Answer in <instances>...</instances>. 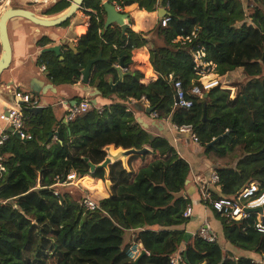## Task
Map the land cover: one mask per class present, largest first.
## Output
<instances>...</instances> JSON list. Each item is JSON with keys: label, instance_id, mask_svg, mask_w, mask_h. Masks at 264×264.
<instances>
[{"label": "trees", "instance_id": "obj_1", "mask_svg": "<svg viewBox=\"0 0 264 264\" xmlns=\"http://www.w3.org/2000/svg\"><path fill=\"white\" fill-rule=\"evenodd\" d=\"M111 1L122 8L137 3L146 11L159 5L158 0ZM166 3L169 19L162 25L160 18L152 30L149 61L157 78L148 83L141 82L139 69L129 66L132 50L148 43L147 33L130 27L122 31L116 24L105 29L100 0H84L83 6L95 13L84 11L89 26L76 40V51L65 45L63 60L52 51L43 52L47 59L41 61L53 81L76 83L87 61L101 51L89 83L103 97L114 95L119 101L102 107L89 101V109L67 123L44 108L31 115L37 120L28 129L31 139L11 134L0 144V264H134L136 259L125 254L132 240L145 250L137 264H173L180 248L184 264H257L254 259L264 253L263 233L243 230L241 221L220 215L210 205L221 221L223 243L181 228L189 220L183 212L192 202L186 183L190 165L166 138L143 128L125 103L146 100L147 110L157 118L175 126L190 124L205 153L237 158L235 166L216 167L219 179L215 188L210 186L214 198L235 197L252 181L264 189V0H249V13L240 0H162ZM69 4L57 0L44 13H59ZM200 49L201 60L214 63L218 75L242 69L243 82L233 97L221 85L203 88L194 60ZM175 79L181 80L191 107L175 104ZM195 87L208 91L204 122V99ZM108 144L149 151L130 155L128 168L121 160L105 168L99 164ZM72 172L76 178L84 176L82 183L96 194L104 190L92 178L109 181L107 194L95 197L97 208L81 204L84 187L57 184ZM225 244L251 256L240 252L236 257L231 249L225 254Z\"/></svg>", "mask_w": 264, "mask_h": 264}, {"label": "crops", "instance_id": "obj_2", "mask_svg": "<svg viewBox=\"0 0 264 264\" xmlns=\"http://www.w3.org/2000/svg\"><path fill=\"white\" fill-rule=\"evenodd\" d=\"M31 1L32 3L28 0H12L10 5L34 10L41 15H54L45 14L44 11L57 0ZM68 1L70 2L71 0ZM240 1L243 3L245 11L249 13L246 8L249 0ZM159 7L160 5H158L157 9L154 11H146L140 9L138 4L136 6L132 4L122 9L129 14L128 21L125 20L127 27H130L135 32L147 33L146 38L149 39L148 43L144 46L132 50L133 63L129 65L142 72L143 77L141 82L143 83H148L157 78V74L149 61V50L155 43V34L152 30L161 18L158 15ZM84 11L95 13V10L92 8H86L84 6L77 11L76 15L79 17L80 21L73 28L75 37L72 42L74 45L78 37L86 33L89 26L90 16ZM247 20L249 22L250 18ZM71 21L72 19H70L67 24L63 23L54 27H42L27 19L15 17L10 19L7 23L11 45V61L8 68L0 74V112L2 110L6 111L9 107L15 104L14 91L20 90L29 94L30 101L20 103L21 111L25 115L24 129L27 132H29L28 129L33 126L34 122H37V120H33L31 115L37 114L41 110L43 111L44 108H51L55 118L64 122V120H66L65 115L68 107L76 103L78 99H88L92 103L94 101V104L98 107L119 101L114 95L111 97H103L97 86L95 84H90L89 80L87 83H84L81 80L76 83H59L53 81L49 76V71L47 69H41V64L43 63L41 60L46 61L45 59H47V55L43 53V49L60 44L61 40H64L68 33ZM100 31H102V28ZM157 41L159 42L156 37V42ZM65 45L69 47L66 42L62 43L60 49L61 52ZM117 66L121 71L123 70L121 65ZM213 68L214 67L211 65L201 72V83L205 84L209 81L218 80L219 85L221 84L220 82L227 79L228 84L224 85V88L231 89L233 85H230V83L233 81L232 79H234V76L236 74L243 75L241 68L234 69L223 75L216 74L213 71ZM143 101L144 102L130 98L129 101L125 103L127 109L133 112L135 119L140 122L143 128L152 135L166 138L190 165V174L187 179L189 180L188 191L192 196V202L190 204L192 214L190 215L188 222L183 224L181 228L187 233L193 235L200 228L205 219L210 223L211 218V214L208 212L209 208L204 207L203 203L199 201V194L197 192L198 187L194 178L199 177L204 180H209L211 171H214L218 166L226 165L225 163L228 162L227 155L220 157L213 151L205 153L199 141H195L191 137L189 131H182L175 128V125L172 124L169 119H159L154 117L152 113L147 110V101ZM2 128L8 129V125L6 121L0 118V132ZM50 136L55 139V134L51 133ZM123 150L124 148L116 147L114 144H108L104 147L106 157L108 156L111 160L110 163L116 160H124V162H122L124 166L128 168L127 160L129 157L124 158L123 156H116ZM236 161L237 158L233 160L232 165H228L235 166ZM83 177L68 181L67 184L84 187V184L81 181ZM92 179L100 180L102 182L104 194L106 195L107 192L105 190L109 185L106 184L107 180L104 182L103 179L100 178ZM85 188L87 189V187ZM238 251L243 253L241 250ZM233 253L239 254L234 251ZM252 257L255 258L256 256L253 255Z\"/></svg>", "mask_w": 264, "mask_h": 264}, {"label": "built area", "instance_id": "obj_3", "mask_svg": "<svg viewBox=\"0 0 264 264\" xmlns=\"http://www.w3.org/2000/svg\"><path fill=\"white\" fill-rule=\"evenodd\" d=\"M37 1V0H36ZM118 10L122 11V7L118 5L115 1H112ZM4 2H1L2 4ZM164 6V5H163ZM168 3L164 6L167 8ZM167 10V9H166ZM169 19L168 15L161 17V24L165 25L167 20ZM204 55V51L202 49L197 50L194 54V60L197 63V67H200L197 70V73L201 75L202 71L206 69L208 66L215 67L214 63L205 62L201 60V57ZM41 69H46L45 63L41 64ZM122 69H125L122 67ZM218 80L209 81L208 83H202L203 88L208 90L209 88L218 85ZM173 87L175 90V104L181 107H191L192 100L186 97V91L183 87L181 80L175 79L173 81ZM194 92L202 95L201 92L195 87ZM14 105L9 107L6 111L2 110L0 112V118L6 121L8 125V129L2 128L0 132V144L3 143L11 134H15L19 139H31V134L24 129V120L25 115L21 111L20 103L21 102H29L30 95L22 92L20 90L14 91ZM90 107V103L88 99H82L79 102H76L70 105L67 109L65 119L71 120L75 118L78 114L85 112ZM154 117L157 114L153 111L151 112ZM175 128L182 131H189L191 133V137L198 141V137L192 132V127L190 124H185L181 126H175ZM4 170V167L0 165V171ZM76 179L75 174L69 173L66 176V179H58L57 184L64 185L67 184L68 181ZM218 174L216 171H213L209 177V180H204L199 177H195L194 181L197 184L198 190L200 192V197L204 207H208L210 205L212 209H214L220 215L242 222V229H253L258 233L264 234V189L259 187V184L255 181L250 182L247 186L242 188L235 197H217L214 198L212 196L211 187H216L218 182ZM54 193L57 194L58 190H54ZM81 204L87 209L93 210L97 208L98 204L95 200V197L89 194H85V196L81 200ZM192 214V209L190 205L184 210L183 215L185 217H190ZM198 234L201 238L206 241L213 242L216 240L217 235L212 229L210 223L205 219L202 222L200 228L193 234ZM144 250L142 244L138 240H132L130 245L126 248L125 254L131 260H135ZM183 248L178 249L177 253L174 254L171 258V262L173 264L183 263L182 258ZM257 264H264V253L261 254L258 258L254 259Z\"/></svg>", "mask_w": 264, "mask_h": 264}, {"label": "water", "instance_id": "obj_4", "mask_svg": "<svg viewBox=\"0 0 264 264\" xmlns=\"http://www.w3.org/2000/svg\"><path fill=\"white\" fill-rule=\"evenodd\" d=\"M159 1V17H163L165 15H168V11L163 7L162 0ZM1 2H4L0 4V44H1V56H0V74L2 71L8 68L10 61H11V45L9 41V35H8V28L7 23L10 19H13L15 17H21L24 19H27L31 21L32 23L42 26V27H54L61 25L70 19H72L69 28L68 33L65 36V39L61 40L60 44L46 47L43 49V52L45 51H53L57 55H59V60H63V56L61 55V44L67 43L69 47H71L74 51H76L75 45L73 44L72 40L75 37V33L73 31L74 26L80 21L79 17L76 15L77 11H79L84 4V0H71L69 6L61 11L60 13L54 14V15H41L35 12L34 10L22 8V7H14L10 4L12 3V0H1ZM100 5L103 7V10L105 12V18H104V28L106 29L111 24L118 25L122 31L125 30L127 27L126 21L129 19V14L125 11L118 10L115 6V4L111 0H100ZM82 19V18H80ZM126 20V21H125ZM101 51L98 53V55L93 58L89 59L87 61V64L85 67H83L81 72V81L84 83H87L90 76V71L92 64L96 62L97 60L101 59ZM208 91H205L202 93L201 97L204 99L203 101V116L202 121L204 122L207 120V103L205 98L207 97ZM177 99L175 98V101ZM93 103H95L93 101ZM65 123H67L66 120H64ZM17 136V135H16ZM18 137V136H17ZM220 137L214 138L209 145H212L216 140H218ZM149 149L147 147H143L140 149L135 148H129L124 149L123 151H120L117 157L123 156L124 158L129 157L132 154H144ZM111 162L110 158L107 156L105 159L99 164V166L107 168L108 164ZM95 165L90 164L91 170H93ZM189 180L186 179V183H188ZM106 184H109V181H106ZM145 254V250H142L140 255L136 258L135 263L137 264L139 259ZM201 264H206L205 262H202Z\"/></svg>", "mask_w": 264, "mask_h": 264}, {"label": "rangeland", "instance_id": "obj_5", "mask_svg": "<svg viewBox=\"0 0 264 264\" xmlns=\"http://www.w3.org/2000/svg\"><path fill=\"white\" fill-rule=\"evenodd\" d=\"M28 1H30V3H32V1L31 0H28ZM135 6L137 5V3H135L134 4ZM233 75H235V74H233ZM233 81L230 83V85H233V87H231V89H230V92H231V97H233L234 95H235V93L237 92L236 91V89L238 88V85L239 84H241V82H243V75H240V74H236L235 76H234V79H232ZM221 84H219V85H221V87H223L224 88V85H227L228 84V81H227V79H224L222 82H220ZM117 153V152H116ZM233 155V154H232ZM232 155L231 154H229L228 156H227V163L228 164H230V165H232V162H233V160L234 159H232ZM123 162H124V160H122ZM227 163H225V164H227ZM214 171H216V170H214ZM213 171H211V173H212ZM211 173H210V175H211ZM82 181V180H81ZM104 182H105V180H103ZM84 188H85V186H84ZM85 194H89V195H92V196H94V197H96V196H105V194H96V193H93L90 189H86L85 188ZM106 192H107V189L105 190ZM73 194L77 197L78 196V194H80L79 192H73ZM208 212H210V214H211V218H210V225H211V227H212V229L214 230V232L217 234V237H218V241L220 242V243H223V236H222V228H221V221H220V219L219 218H217L216 216H214V214L212 213V211L209 209V211ZM225 247H226V249L224 248V253L226 254H230L229 252H228V250L227 249H231L232 251L234 250V251H236V248H234V247H231V246H229L228 244H225ZM234 254V253H233ZM243 254L244 255H250L248 252H243ZM238 255L239 254H234V256H236V257H238Z\"/></svg>", "mask_w": 264, "mask_h": 264}]
</instances>
